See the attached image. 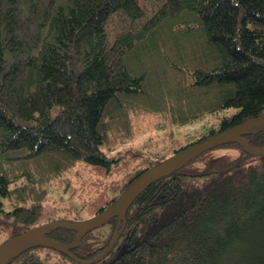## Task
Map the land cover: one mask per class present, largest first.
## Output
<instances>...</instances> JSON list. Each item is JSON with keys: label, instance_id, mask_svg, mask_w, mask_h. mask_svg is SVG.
<instances>
[{"label": "trees", "instance_id": "obj_1", "mask_svg": "<svg viewBox=\"0 0 264 264\" xmlns=\"http://www.w3.org/2000/svg\"><path fill=\"white\" fill-rule=\"evenodd\" d=\"M263 112L264 0H0V246L41 223L79 221L81 205L72 217L70 207L45 213L49 194L72 198L79 162L109 173L123 157L101 145L131 138L138 116H158L162 129L216 120L168 154H132L144 167L119 170L96 214L168 156ZM244 137L264 147V124ZM220 147L238 150L232 163L202 172L188 163L149 185L93 264H264V156ZM108 224L102 244L71 253H100L120 230ZM76 234L46 233L64 245ZM7 264L76 263L32 247Z\"/></svg>", "mask_w": 264, "mask_h": 264}, {"label": "rangeland", "instance_id": "obj_2", "mask_svg": "<svg viewBox=\"0 0 264 264\" xmlns=\"http://www.w3.org/2000/svg\"><path fill=\"white\" fill-rule=\"evenodd\" d=\"M233 109L229 108L226 113H230ZM207 119L214 122L216 115H205L181 126L174 125L170 127L166 125L162 129L159 128L162 121L158 116L153 114L138 116L134 119L131 138L112 145H101L100 147L107 157L112 158L121 155L123 158L120 162L116 165L113 164L109 173H106L104 167L94 166L85 161L79 162L74 168V170H78L75 175L79 178L73 177L75 194L69 199V193L72 189L64 191L62 188L56 187L49 194V197L53 201L52 204L56 208H53L51 203H48L44 208V212L54 213L60 208L70 207L72 211L68 214V217H72L81 205V209L77 213L79 220L94 217L97 209L105 204L106 199L111 197V184H116L114 181L119 178V175H116L118 171L130 168L136 163V157H131L132 154L137 153L141 157H145L148 153L156 151L168 154L171 148L182 146L188 141L195 139L199 134L205 133L209 129V124L206 122ZM237 155L238 150L235 147L212 149L189 163L185 169L193 172H202L215 167H222L232 163ZM135 167L141 168L144 166L142 164H135L131 169ZM108 228V223L100 227V231L103 232L102 236L98 231L87 234L78 253L82 255L86 254L96 246L102 244L108 238ZM6 234H10V231H7ZM0 239L5 240V235H0Z\"/></svg>", "mask_w": 264, "mask_h": 264}, {"label": "water", "instance_id": "obj_3", "mask_svg": "<svg viewBox=\"0 0 264 264\" xmlns=\"http://www.w3.org/2000/svg\"><path fill=\"white\" fill-rule=\"evenodd\" d=\"M261 124H264V112L243 124L220 132L206 140L179 150L170 157L164 159L158 165L147 169L143 174L135 179L110 206L91 219L81 222H67L62 220L48 222L29 228L26 231L8 239L0 246V264H7L18 254L32 247H45L56 250L68 256L77 264H93L98 262L114 247L122 229L119 232H115V235L111 238L107 247L93 259L81 260L71 254L70 250L80 245L81 238L85 234L108 223L113 218H117L118 226H120L121 222L124 224L126 211L149 185L163 177L168 176L174 171L178 172L184 165L204 152L228 143H235L250 156H264V147H253L244 137V135L252 128ZM180 173L185 175H194L185 172ZM54 229L77 232V237L71 245H63L45 235L47 231Z\"/></svg>", "mask_w": 264, "mask_h": 264}]
</instances>
